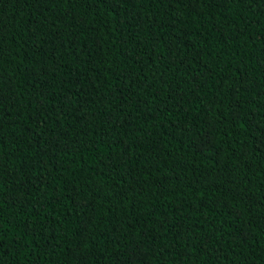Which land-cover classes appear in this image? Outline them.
Masks as SVG:
<instances>
[{
    "label": "trees",
    "instance_id": "obj_1",
    "mask_svg": "<svg viewBox=\"0 0 264 264\" xmlns=\"http://www.w3.org/2000/svg\"><path fill=\"white\" fill-rule=\"evenodd\" d=\"M0 264H264V0H0Z\"/></svg>",
    "mask_w": 264,
    "mask_h": 264
}]
</instances>
